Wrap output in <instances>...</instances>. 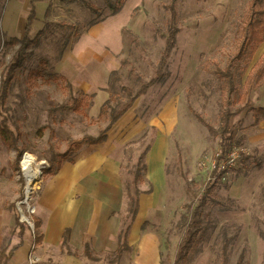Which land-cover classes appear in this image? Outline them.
I'll return each instance as SVG.
<instances>
[{
    "label": "rangeland",
    "instance_id": "374dc122",
    "mask_svg": "<svg viewBox=\"0 0 264 264\" xmlns=\"http://www.w3.org/2000/svg\"><path fill=\"white\" fill-rule=\"evenodd\" d=\"M123 1L118 13L111 15L112 9L104 0H76L69 15L41 16L39 22L34 23L30 33L34 42L25 50L22 66L12 73L5 103L9 126L18 137L16 149H8L0 141V199L11 201V208L15 209L14 202L20 199L19 169L15 171L12 165L17 151L21 156L24 152L35 154L45 164L44 169L48 168L49 160L65 151L68 142L74 140L71 134L81 136L78 139L90 136L87 133L97 136L106 127L108 114L102 119H98V115L110 96L111 106L125 104L128 95L123 88L134 96L151 78L163 52L172 0ZM249 2L177 0L179 34L164 81L137 98L133 108L106 133L105 142L109 141L114 149L121 151L120 180L125 191L121 212L123 226L129 220L126 190L133 192L137 158L147 146L151 148L159 132L165 136L164 186L167 192L159 201L154 218L186 226L190 210L196 204L187 193L186 185L197 194L202 193L206 185H214L200 210L199 239L190 250L189 259L182 264H192L198 241L209 239L215 233L216 241L211 246L215 264H222L225 241L229 249L226 264H264V119L256 121L249 109L232 119L234 138L230 150L237 154L236 164L221 178L211 180L219 138L210 134L196 116L215 129L220 127L225 97L214 71L224 68L228 58L234 55L238 30ZM22 5L21 1L0 0V77L18 49V46L4 45L5 41L23 37L26 16L17 14ZM11 7L14 9L9 10ZM112 16L116 27L123 24V45L110 46L115 53V68L109 71L105 86L98 91L101 94L96 100L95 93L89 94L92 95L89 101L83 96L87 94L69 82L71 74L76 73L75 66L69 64L71 47L87 27ZM46 23L50 25L46 27ZM40 30L42 33L35 38ZM86 38L89 43L82 44L80 50L93 49L90 45L93 38ZM263 53L264 43L246 67L245 63L239 64L235 71L238 92L243 90L246 77ZM261 64L264 66V57ZM41 70L40 76H28L29 71ZM114 70L116 73L111 75ZM76 100L81 103L78 112L71 109ZM250 100L252 107L264 108V83L251 91ZM146 171L147 167L139 174L142 192L152 187L146 179ZM38 194L39 189H36L31 205L36 206ZM219 215H227L230 221L221 223ZM173 242L171 238L170 253L174 252ZM171 260L174 262V257Z\"/></svg>",
    "mask_w": 264,
    "mask_h": 264
},
{
    "label": "crops",
    "instance_id": "0c3cea01",
    "mask_svg": "<svg viewBox=\"0 0 264 264\" xmlns=\"http://www.w3.org/2000/svg\"><path fill=\"white\" fill-rule=\"evenodd\" d=\"M19 1L24 5L17 14L25 17L28 15L29 0H10ZM75 1L38 0L35 4L36 23L41 16L59 18L70 13ZM12 9L14 7L9 8ZM115 20L112 16L102 23L87 27L71 47L72 61L69 64L75 66L76 73L71 74L69 82L83 94L95 93V100L101 94L98 91L105 86L109 71L115 68V53L110 46L123 45V24L116 27ZM86 37L93 38L90 42L93 49L87 47L80 50L82 44L89 43ZM66 129L70 134V129ZM87 135L96 136L95 133ZM79 137L71 134V139ZM164 138V133L159 132L145 157V175L152 189L139 196L138 212L128 236L129 250L122 254L117 264H173L171 259L185 225L181 224L180 227L173 220L154 218L157 205L167 192L164 186ZM120 164L121 151L114 149L107 141L99 145L83 146L74 155L73 163L66 162L55 175L44 180L42 178L34 206V219L41 222L38 234L42 238L40 244L34 243L33 253L39 258L34 264H112L109 261L117 250L119 235L124 227L121 212L125 204V191L120 180ZM10 203L0 199V251L4 250L0 264H28L32 235L24 224L16 222L17 217ZM218 220L227 223L230 218L219 215ZM66 230H69V235L63 249L61 241ZM171 238L174 240V252L170 253ZM215 241L216 233L209 239L199 240L192 264H215L211 250ZM85 245L88 246L87 253ZM14 246L6 260L5 257ZM191 254L189 252L187 259ZM106 256H109L108 259Z\"/></svg>",
    "mask_w": 264,
    "mask_h": 264
},
{
    "label": "trees",
    "instance_id": "16d2710c",
    "mask_svg": "<svg viewBox=\"0 0 264 264\" xmlns=\"http://www.w3.org/2000/svg\"><path fill=\"white\" fill-rule=\"evenodd\" d=\"M38 0H29L28 15L26 16L24 27H23V37L18 39L13 37L8 41H5L4 45L8 46H18L12 61L9 66L6 67L3 75L0 77V141L8 149H16L18 137L11 130L9 126V119L5 110V103L8 95V90L10 88V81L13 71L21 67L24 62L25 50L28 46L33 44V39L30 38V33L33 29L34 23L37 21L36 7L35 4ZM44 1V0H43ZM72 1V0H69ZM177 0H172V4L169 6V23L167 35L164 37V47L162 55L158 61V64L151 76V78L143 83L141 87L136 91L134 96L131 95V91L127 88H123V91L128 95V101L118 107H113L110 105V98L102 105L98 119H102L106 114H108V123L106 127L100 130L96 137L84 136L80 139H74L68 142L65 151L58 153L49 160L48 168L43 170V177H51L55 175L61 168V166L66 163L74 162V155L83 146L99 145L106 141V133L112 128V126L118 122L129 110L134 106V102L137 98L142 97L148 93V91L155 85L162 83L166 77V69L168 66L169 59L176 45L177 36L179 34V29L177 27V12L175 9V4ZM108 8L112 9L111 15L118 13L121 9L123 0H118L116 2H111L110 0H104ZM50 24L46 23L45 26L48 27ZM61 26L62 24H57ZM42 33L40 30L36 37ZM264 43V0H250L246 12L245 19L238 30V43L233 56L228 58L224 68L218 67L214 74L220 80L221 91L225 99L222 103V110L220 114V127L218 129L213 128L211 125L205 123V121L198 115V120L205 126L206 130L219 138V151L214 158L213 169L211 171V180H216L222 177L223 173L219 170L220 164L224 161L226 155L231 151V142L234 138V132L232 128L231 121L238 115H240L244 110L249 109L252 112L253 118L257 121L260 118L264 119V108L258 107L254 108L251 106L250 93L253 89H258L262 83H264V66L261 67L262 58L261 57L256 64L250 70L248 76L246 77L243 85V90L238 92L237 86L235 84V71L239 67L240 63H245V66L253 58L254 54L257 52L258 48ZM44 70V69H43ZM29 71L28 76H40L43 71ZM116 73L112 71L111 75ZM83 95V94H82ZM90 101L92 95H83ZM89 104V102H88ZM87 104V105H88ZM80 101L76 100L71 108L73 111L78 112L81 110ZM231 107V110L229 109ZM150 146H147L138 156L135 165L136 176L133 180V192L126 190V197L129 201V220L124 225L120 235L119 244L113 257L110 259V263L117 264L120 260L122 254L129 250L128 246V236L131 226L135 220V217L139 208V196L141 193H149L152 187L145 192L139 189V174L145 172V156L149 151ZM21 153L16 152V158L12 162L15 171H18V161L20 159ZM184 180L186 178H183ZM212 185H206L202 193H194L188 185H186V191L189 193L196 204L190 210V217L183 231L182 237L176 246V251L174 255L173 264H182L187 258L193 245H196L198 240V232L200 228L199 214L202 207L205 205L207 196L209 195ZM15 210V209H14ZM16 222L19 223L18 215L16 216ZM25 225V224H24ZM41 222L39 219H34V243L36 245L40 244L42 236L38 234ZM26 226V225H25ZM69 230H66L62 237L61 247L64 249L68 239ZM12 249L9 251L8 257L12 254ZM88 246L85 245V252L87 253ZM228 242L225 241L222 246V264H226L228 255ZM4 257V250L0 251V258Z\"/></svg>",
    "mask_w": 264,
    "mask_h": 264
},
{
    "label": "built area",
    "instance_id": "2783aa9c",
    "mask_svg": "<svg viewBox=\"0 0 264 264\" xmlns=\"http://www.w3.org/2000/svg\"><path fill=\"white\" fill-rule=\"evenodd\" d=\"M237 154L235 151L229 152L224 161L220 164L219 170L224 172L232 168L236 164ZM44 163L39 160V157L31 152H24L19 160L18 180L20 195L19 200L14 202V208L17 212L19 222L26 225L29 229L33 243L28 255L27 263L34 264L39 261V258L34 255V214L35 207L31 205L32 196L39 186L43 178Z\"/></svg>",
    "mask_w": 264,
    "mask_h": 264
},
{
    "label": "bare ground",
    "instance_id": "6f19581e",
    "mask_svg": "<svg viewBox=\"0 0 264 264\" xmlns=\"http://www.w3.org/2000/svg\"><path fill=\"white\" fill-rule=\"evenodd\" d=\"M154 171H155V170H154V168L152 167V172H153V174H154Z\"/></svg>",
    "mask_w": 264,
    "mask_h": 264
}]
</instances>
